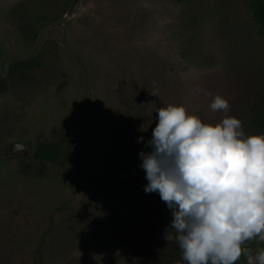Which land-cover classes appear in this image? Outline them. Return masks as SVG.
<instances>
[{
	"label": "rangeland",
	"instance_id": "1",
	"mask_svg": "<svg viewBox=\"0 0 264 264\" xmlns=\"http://www.w3.org/2000/svg\"><path fill=\"white\" fill-rule=\"evenodd\" d=\"M75 1L0 0V264H137L134 246L162 250L172 212L144 191L139 157L157 110L178 103L217 122L219 93L244 125L264 87L246 0H80L61 24ZM28 21L37 36L25 41ZM40 141L67 154L36 159Z\"/></svg>",
	"mask_w": 264,
	"mask_h": 264
},
{
	"label": "clouds",
	"instance_id": "2",
	"mask_svg": "<svg viewBox=\"0 0 264 264\" xmlns=\"http://www.w3.org/2000/svg\"><path fill=\"white\" fill-rule=\"evenodd\" d=\"M209 107L225 115L206 122L178 103L157 110L150 150L139 153L144 191L172 212L164 239L181 250L176 264H236L242 255L264 264V247L245 246L264 242V132L247 133L226 96Z\"/></svg>",
	"mask_w": 264,
	"mask_h": 264
},
{
	"label": "trees",
	"instance_id": "3",
	"mask_svg": "<svg viewBox=\"0 0 264 264\" xmlns=\"http://www.w3.org/2000/svg\"><path fill=\"white\" fill-rule=\"evenodd\" d=\"M246 7L250 11L251 17L255 22L258 34L264 39V0H246ZM45 20V16L42 17ZM20 32L25 41L35 39L37 29L32 26L30 21L20 25ZM42 56V53H41ZM39 59H27L10 65L13 73L23 74L34 67L40 66ZM6 80L0 79V93ZM247 133L264 132V87L248 103V112L244 120ZM66 147L55 141H40L34 148L33 157L39 160L57 163L62 155H66ZM165 235V231H164ZM162 250L141 251L137 246L133 247V253L137 258V264H176L181 258V250L175 241L167 242Z\"/></svg>",
	"mask_w": 264,
	"mask_h": 264
},
{
	"label": "water",
	"instance_id": "4",
	"mask_svg": "<svg viewBox=\"0 0 264 264\" xmlns=\"http://www.w3.org/2000/svg\"><path fill=\"white\" fill-rule=\"evenodd\" d=\"M80 0H76L74 5L72 6V8L69 10V12L65 15L64 19L60 22L61 24H63L64 22H67L68 19H70L73 14H74V9H75V6L78 4ZM24 148V144H22L21 142H13L11 144H9V150L11 152H15L17 150H22ZM29 155V152L25 151L23 153V156L24 157H27Z\"/></svg>",
	"mask_w": 264,
	"mask_h": 264
}]
</instances>
